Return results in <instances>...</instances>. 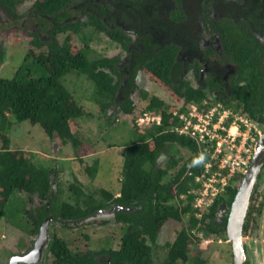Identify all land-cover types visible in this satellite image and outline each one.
<instances>
[{"label": "trees", "instance_id": "16d2710c", "mask_svg": "<svg viewBox=\"0 0 264 264\" xmlns=\"http://www.w3.org/2000/svg\"><path fill=\"white\" fill-rule=\"evenodd\" d=\"M25 1L27 0H0V14L3 13L13 21L12 24H17L20 18L17 13L18 6ZM90 3L89 0L32 1L28 14L35 21L34 27L41 30L42 27L54 24H51L53 28L48 34V40L41 39L32 31H24L31 38L25 57L44 70L47 76L33 78L29 70L16 73L11 79L0 76V219L22 229L21 223L13 222L14 219L12 220L8 211L10 202L14 198L17 200V196L20 199L21 194L27 195L28 203H33L34 197L40 203V206H32L30 209H26L27 202L24 200L20 199L17 204L16 212L22 214L32 227L28 231L29 235L37 233L39 226L49 215L55 220H78L117 205L114 221L121 226V238L118 249L110 254L112 262L116 259L133 264L146 263L150 254L147 239L154 242L161 227L172 223L175 228L167 264H182L189 258L193 230H203L205 238L212 233H218L217 236L226 239L227 215L221 217L217 214L222 204L230 206L237 184H231L200 221L193 217L190 204H183L178 200L180 195L197 188L194 178L203 171L208 156L194 139L170 130L172 126L179 125L176 119L166 113L173 109V105L170 106L156 96H148L147 92L142 91L141 99L146 105L136 113L137 108L131 100L129 89L124 92L122 100L116 98L120 87V74L116 67L118 58L90 59L91 50L85 43L78 49L73 48V36L83 34L86 26L105 34L111 41L121 44L123 49L127 48L130 41L124 32L111 31L91 13L86 14L85 21L65 20L71 16L69 11L72 8L76 10L81 6L87 7ZM59 35L63 36L61 41L58 40ZM174 56L175 49L168 46L148 57V60L138 61L137 65L141 66L155 84L171 95L175 102L198 103L208 98L200 89L187 87L186 90H181L172 85L169 73L172 71ZM72 73L85 76L93 84V98L105 117L112 109L131 116L132 120L146 111L162 113L160 126L138 130L132 125L137 135L123 151L118 196L100 189L97 191L98 198L92 195L88 198L83 192H77L76 185H72L69 188L75 193H71L75 197L74 204L62 201L61 192L58 191L56 196L54 193L56 172L37 165L28 152L9 148L8 131L13 123L21 122L39 126L50 139L57 137L62 147L68 145L76 150L83 144L78 134V121L89 114L61 83L62 77ZM114 77L118 80L115 81ZM232 95L229 101L221 98L214 101L246 114L264 128L262 95L258 96L240 88L233 90ZM173 147L181 148L187 156L171 155ZM201 156L204 157L203 160L200 159ZM82 157L78 155L77 159L81 162ZM165 158L166 162L161 166ZM97 164L94 161L90 167L85 168L91 178L95 175ZM242 177L234 182L241 181ZM188 199L190 203L192 195ZM48 252L53 254L57 264H99L95 258L98 253L91 251L86 252L84 258H73L66 242L56 236L49 241ZM194 262L200 264L201 259L197 256Z\"/></svg>", "mask_w": 264, "mask_h": 264}, {"label": "flooded vegetation", "instance_id": "af4514ba", "mask_svg": "<svg viewBox=\"0 0 264 264\" xmlns=\"http://www.w3.org/2000/svg\"><path fill=\"white\" fill-rule=\"evenodd\" d=\"M89 1H91L90 6H81L76 10L72 8L75 14L72 12L73 14L65 20L67 22L85 21L86 14L91 13L111 31L121 30L130 40L126 49L112 41L123 53L122 57L118 53L112 57L119 59L116 65L120 74L117 99L122 100L124 92L128 89L131 97L137 91L140 73L143 72L141 66L137 65L138 61L148 60V57L154 56L160 49L172 46L175 49V56L172 71L169 74L171 83L175 87L181 90H186L187 87L200 89L211 100L221 98L225 101L232 98L233 90L240 88L258 96L262 95L261 101L264 103V0ZM51 24L45 28L42 27L41 30L34 27L32 32L41 39L48 40V34L54 23ZM20 27L24 29L23 22ZM117 80L118 78L115 79ZM234 102L236 101H232ZM239 184L240 182L237 184L236 193ZM232 203L229 207L224 205L221 214V217L227 215V221ZM263 208L264 160L251 190L242 224L241 242L245 264H257V259L259 264H264V235L257 242H250L248 238V233L253 226L259 224ZM102 210L115 213L118 207L112 205ZM95 213L86 218L70 221L55 220L52 217L48 225L79 224L93 217ZM32 235L36 237L32 241V246L12 256H25L32 252L38 232ZM225 238L228 241L226 234ZM172 239L173 234L172 237H162L161 229L154 242L147 239L146 244L150 247V254L148 261L144 264H167ZM48 244L47 237L39 261L27 264H57L53 254L48 252ZM228 244L231 249L226 260L228 264H233L232 247L229 242ZM118 247L119 244L113 247L107 241L100 250L91 252L98 253L95 258L99 264H133L116 259L112 262L110 254ZM88 251L69 248L73 258H84ZM196 257L197 255L190 247L189 258L182 264H197L194 262ZM198 257L201 259L200 264H208L207 261L210 258L207 255ZM9 259L5 264H9Z\"/></svg>", "mask_w": 264, "mask_h": 264}, {"label": "rangeland", "instance_id": "374dc122", "mask_svg": "<svg viewBox=\"0 0 264 264\" xmlns=\"http://www.w3.org/2000/svg\"><path fill=\"white\" fill-rule=\"evenodd\" d=\"M32 1L34 0H27L18 6L17 13L20 18L17 24H12L3 13L0 14L2 56L0 58V76L3 78L11 79L16 73L25 70H29V74L33 78L47 76L44 70L33 65L25 57V50L31 38L24 31H33L35 22L33 17L28 14ZM73 11L70 10L69 13L73 14ZM22 22L25 25L24 29H20ZM82 37L84 38L81 39ZM62 38L63 36H59L58 40L61 41ZM72 41L74 49L80 48L83 43L87 44L91 50L89 52L90 59L112 58L116 53L121 57L123 56L122 51L105 34L90 26L85 27L83 34L73 36ZM139 78L140 83L137 91L131 97L137 108L136 113L146 105V102L141 99L142 91L147 92L148 96H156L170 106L174 104L175 101L172 96L155 84L144 70L140 73ZM61 83L89 114L88 117H82L78 121V134L82 138L83 144L76 150L68 145L62 147L57 137L50 139L39 126L21 122L13 123L8 131L9 148L28 152L37 165L54 170L56 172L54 193L56 196L58 191L61 192L60 199L62 201L74 204L73 198L75 197L71 194L74 192L69 188L72 185H76L77 192H83L88 198L91 195L98 198L97 191L100 189H105L118 196L123 151L137 135L132 128V117L123 115L116 109H112L105 117L93 98V84L83 75L77 73L65 75L61 78ZM8 118L15 122L11 116L8 115ZM260 129L264 131L262 125H260ZM1 147L2 140L0 139ZM172 154L187 156L186 152L179 147H173L171 149ZM78 155L83 156L82 163L77 159ZM94 161L98 163V166L94 177L91 178L85 168L90 167ZM165 162L166 158L162 160L161 166ZM239 182L241 181L239 180ZM19 197L27 202V195L21 194ZM20 199L18 196L17 200L14 198L9 204L8 211L12 220L14 219L13 222L21 223L22 229L16 228L13 223L0 219V264H5L14 253L27 250L36 238L28 233L32 227L27 223V219L25 220L22 214L16 212ZM32 206H40L36 197L33 198V203L27 202L26 209H30ZM263 220L264 208L259 218V224L257 226L255 224L248 233L250 242H257L262 239L264 235ZM186 221L187 218L184 219V223ZM174 228L172 223L165 224L161 228L162 237H172ZM193 233L194 237L191 244L193 253L203 257L207 255L210 258L207 261L208 264H228L226 257H229L231 248L227 240L217 236L218 233H212L211 236L205 238L203 230L200 229L193 230ZM53 236L64 240L71 250L96 252L104 247L107 241L109 245L117 247L121 237V226L115 223L111 212L107 210L103 214L95 213L92 218L79 224H65V226L60 223L49 224L47 227L48 242ZM204 240H211V242L205 243ZM45 251L44 249V255ZM257 264H259L258 259Z\"/></svg>", "mask_w": 264, "mask_h": 264}, {"label": "built area", "instance_id": "2783aa9c", "mask_svg": "<svg viewBox=\"0 0 264 264\" xmlns=\"http://www.w3.org/2000/svg\"><path fill=\"white\" fill-rule=\"evenodd\" d=\"M173 105V109L166 113L179 125L170 130L194 139L208 156L203 171L194 178L197 188L178 198L183 204H190L193 217L200 221L214 201L244 175L262 131L256 120L209 98L198 103L180 101ZM161 123L160 111H146L133 120V126L138 130L160 126ZM188 194L193 197L190 203Z\"/></svg>", "mask_w": 264, "mask_h": 264}, {"label": "water", "instance_id": "95a60500", "mask_svg": "<svg viewBox=\"0 0 264 264\" xmlns=\"http://www.w3.org/2000/svg\"><path fill=\"white\" fill-rule=\"evenodd\" d=\"M264 160V131L258 138L251 163L244 173L242 180L239 184L234 201L231 205L227 226H226V237L232 247L233 264H245V256L243 251V245L241 242V230L244 217L246 214L249 197L253 185L256 181L257 175L260 172L261 166ZM224 205L218 211V216L223 212ZM104 210L97 212V214H103ZM114 217V212H111ZM92 218V217H90ZM89 218V219H90ZM52 220L49 216L39 227L38 236L34 244L32 252L25 256H11L9 264H27L31 262H38L41 256L42 248L47 240V225Z\"/></svg>", "mask_w": 264, "mask_h": 264}, {"label": "clouds", "instance_id": "9594fccd", "mask_svg": "<svg viewBox=\"0 0 264 264\" xmlns=\"http://www.w3.org/2000/svg\"><path fill=\"white\" fill-rule=\"evenodd\" d=\"M200 159H201V160H203V159H204V157H203V156H201V157H200Z\"/></svg>", "mask_w": 264, "mask_h": 264}, {"label": "crops", "instance_id": "0c3cea01", "mask_svg": "<svg viewBox=\"0 0 264 264\" xmlns=\"http://www.w3.org/2000/svg\"><path fill=\"white\" fill-rule=\"evenodd\" d=\"M83 158V157H82Z\"/></svg>", "mask_w": 264, "mask_h": 264}]
</instances>
